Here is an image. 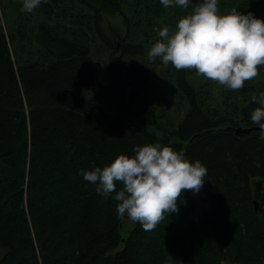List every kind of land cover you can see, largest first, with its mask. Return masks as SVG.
<instances>
[{"label": "trees", "instance_id": "trees-1", "mask_svg": "<svg viewBox=\"0 0 264 264\" xmlns=\"http://www.w3.org/2000/svg\"><path fill=\"white\" fill-rule=\"evenodd\" d=\"M219 7L264 20V0ZM21 8L22 0H0V264H165L169 253V264H263L264 139L250 113L259 106L252 96L264 91V67L262 82L225 88L214 105L211 87L194 85L195 70L148 61L168 12L180 8L160 0H42L31 13ZM102 14L122 18L120 43L105 32ZM99 45L109 51L104 76L120 87L115 114L92 93L104 86L92 57ZM158 67L182 108L177 122L159 120ZM148 143L183 150L207 176L154 231L133 223L122 237L118 202L81 172Z\"/></svg>", "mask_w": 264, "mask_h": 264}, {"label": "clouds", "instance_id": "clouds-1", "mask_svg": "<svg viewBox=\"0 0 264 264\" xmlns=\"http://www.w3.org/2000/svg\"><path fill=\"white\" fill-rule=\"evenodd\" d=\"M42 0H22V12H33ZM47 2V0H43ZM168 8L186 10L174 28L159 30V38L147 53L148 61L159 59L177 71L195 70L197 78L216 82L239 91L247 81L260 75L264 67V20L253 13L243 14L235 7L224 13L219 0H160ZM259 106L250 120L264 139V91L252 96ZM133 155H118L110 164L81 172L83 179L95 185V191L117 201L118 218L127 217L152 232L170 213H178L184 192L198 194L207 176L206 166L190 161L183 150L176 151L160 143L133 148ZM257 167L259 163L257 162ZM121 185L117 190V185ZM114 194V195H113ZM169 253L165 264H169ZM221 264H227L221 261Z\"/></svg>", "mask_w": 264, "mask_h": 264}, {"label": "rangeland", "instance_id": "rangeland-1", "mask_svg": "<svg viewBox=\"0 0 264 264\" xmlns=\"http://www.w3.org/2000/svg\"><path fill=\"white\" fill-rule=\"evenodd\" d=\"M234 0H219L220 3L224 4H230ZM186 14V10L180 9L178 12L176 9L169 11L167 15L166 21H164L163 24H161L163 27L167 26L170 29L175 27L176 22L180 18V16ZM102 23L104 26L105 32L110 36L113 42L120 43L121 39L125 35V26L123 24L122 18L117 14H102ZM159 25V23L157 24ZM161 26V27H162ZM157 30V27L154 29ZM109 54V51L104 48L102 45H99L93 52V59L96 62L98 76L103 80L104 86L103 88L99 90H93L92 93L95 94L96 98L104 104L105 108L112 114L116 113L117 106L116 102L117 99L120 97V87L117 83H114L112 81H109L104 76V60L106 59V56ZM154 72V77L152 80L153 87L159 88L160 95L155 99V105H157L158 113L163 118L159 119L162 122H166V120H170L171 122H177L182 116V108L180 106H177V96L172 91V86L170 82V76L169 74L161 73L160 68L158 67ZM193 80H197L194 85L198 86L201 83H207L212 90L211 97L214 99L212 104L218 105L222 98L223 94L225 93V87L217 84L213 81L205 80L203 77L197 78L196 75L192 76ZM254 82H262V76H257L254 80ZM262 85L261 83H259ZM259 85V86H260ZM208 86V87H209ZM209 87V88H210ZM165 90L166 96L161 97V92ZM155 94H157V91H155ZM167 111H163L166 107L168 108ZM127 118V117H126ZM125 118V119H126ZM130 123L136 124L138 123V119L131 118L129 120ZM150 132H154L156 135H160L159 132L156 131L155 128L149 127ZM173 140V139H172ZM255 184L253 183V186ZM133 223L125 217L124 219H121V225H120V234L122 237H125L127 233L132 229ZM264 264V262H263Z\"/></svg>", "mask_w": 264, "mask_h": 264}, {"label": "water", "instance_id": "water-1", "mask_svg": "<svg viewBox=\"0 0 264 264\" xmlns=\"http://www.w3.org/2000/svg\"><path fill=\"white\" fill-rule=\"evenodd\" d=\"M257 187H258V189L261 188V183L260 182L257 183Z\"/></svg>", "mask_w": 264, "mask_h": 264}]
</instances>
